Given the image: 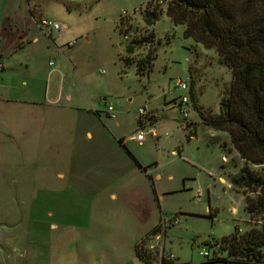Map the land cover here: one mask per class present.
Returning <instances> with one entry per match:
<instances>
[{
    "label": "rangeland",
    "instance_id": "1",
    "mask_svg": "<svg viewBox=\"0 0 264 264\" xmlns=\"http://www.w3.org/2000/svg\"><path fill=\"white\" fill-rule=\"evenodd\" d=\"M150 2L155 6L156 0H0V21L8 4L21 21L33 15L68 27L49 41L50 50L26 51L28 68H17L15 77L21 89L22 80L38 77L37 94L59 100L63 120L43 126L52 112L27 110L18 103L23 95L0 101V264H139L134 247L141 240L151 264L169 257L168 264H223L200 252L264 224V214L249 219L245 211V197L254 195L229 181L243 162L228 134L203 125L199 114L219 115L231 71L214 51L183 37L184 27L165 15L168 0L147 26ZM141 38L146 43L127 54ZM148 57L150 70L138 74ZM178 80L186 90L175 89ZM183 97L187 118L177 106ZM140 108L149 116L140 117ZM140 131L142 143L133 140Z\"/></svg>",
    "mask_w": 264,
    "mask_h": 264
},
{
    "label": "trees",
    "instance_id": "2",
    "mask_svg": "<svg viewBox=\"0 0 264 264\" xmlns=\"http://www.w3.org/2000/svg\"><path fill=\"white\" fill-rule=\"evenodd\" d=\"M160 1L165 0H156L155 6L152 2L147 4L143 14L147 26L158 20ZM165 15L174 26L184 27V38L214 51L218 63L231 71L230 88L220 101L219 115L199 114L203 125L228 134L232 149L243 162L229 181L233 187L243 189L245 195H254V198L245 197L249 219L263 215L264 0H168ZM151 37L152 34L149 40ZM145 40H132L127 54L131 55L135 48L146 43ZM153 60L154 57H148L140 61L136 66L137 73L143 75L150 70ZM126 61L129 63V58ZM140 125L143 126L142 121ZM220 243L228 259L224 258L219 263H262L264 224L245 232L237 231ZM134 250L139 261L151 264L153 259L145 248L144 240L137 243ZM208 263L216 262L208 260ZM161 264L168 263L162 258Z\"/></svg>",
    "mask_w": 264,
    "mask_h": 264
},
{
    "label": "crops",
    "instance_id": "3",
    "mask_svg": "<svg viewBox=\"0 0 264 264\" xmlns=\"http://www.w3.org/2000/svg\"><path fill=\"white\" fill-rule=\"evenodd\" d=\"M16 7L23 11L21 2L18 3ZM16 7L7 4V6H5L4 18L0 21V64L2 65V71L0 72V101L5 100L6 102H13V100L16 101L19 99L20 95L25 96V99L18 103H22L23 106H29L27 110H34L36 108L41 112H52L51 115L45 118L49 121L43 123V126H47V123L49 122H55L60 119L63 120L64 118L60 117L63 116V114L60 113L63 110H55V107L60 104L59 100L42 101L40 99L39 93L37 94L36 89L38 85L37 83L39 82L38 77H30L31 80H29V78L27 80H22L20 83L21 86L25 87L24 89L19 88V86L18 88L16 87V80L19 82L20 79H16L15 77L17 76V68H19L20 71L24 68H28V63L24 59V56H26L27 53L26 51H34L38 48L43 49L45 47L50 50L49 41H54L55 38L60 37L66 30H68V27L66 24H60L65 30L59 35L52 33L43 34L36 26V17L32 15L31 22L27 19L21 21L18 19L20 14L16 15L15 13ZM28 11L32 14L31 9H28ZM50 22L57 23L55 21ZM51 73H54V69H51L48 72V75ZM15 91H19L17 97H13ZM2 92L5 97L2 96ZM9 93H11V95H9ZM66 99L67 102H71L70 96H67ZM46 107L49 108L47 109ZM27 118L30 119L29 116H27L26 119ZM86 136H88L89 139L92 138L90 132H86ZM58 176L63 177L61 174ZM219 181L225 183L223 177H219ZM50 227L52 229L56 228L53 224L50 225ZM151 242H153L152 238L149 240V243ZM139 264L142 263L139 261Z\"/></svg>",
    "mask_w": 264,
    "mask_h": 264
},
{
    "label": "built area",
    "instance_id": "4",
    "mask_svg": "<svg viewBox=\"0 0 264 264\" xmlns=\"http://www.w3.org/2000/svg\"><path fill=\"white\" fill-rule=\"evenodd\" d=\"M160 4L162 5L163 1H160ZM36 26L41 30V32L43 34L52 33V34L59 35V34H62L65 30V28L60 24L53 23L50 21H43V20L37 21ZM73 46H74V43L68 44V47H70V48ZM1 71H2V65L0 64V72ZM186 88H187V86L184 82L179 81V80L175 82V89L184 91V90H186ZM186 104H187V98L183 97L177 105L180 108V112L183 114L184 118H187L186 112L184 111V108H183V106ZM105 107H106V112L109 114V116H111V118H114L115 116L113 114V110H112L111 106L105 104ZM138 115L140 117H144V118L149 116V114L143 108H140L138 110ZM151 134L154 135L153 132ZM144 139H145V134L142 131L138 132L133 137V140L137 141L138 143H142V141H144ZM193 195L196 199H198L202 195V192H201V190L196 189L194 191ZM231 213L235 214L236 209H234V208L231 209ZM238 232L241 233L242 231L240 229H238ZM160 238H161L160 234L158 236H156V240L159 241ZM224 253L225 252H224L223 244H221L220 242H215V243L210 244L208 249L202 250L200 252V256L206 260H210V261L219 263L221 260L224 259V257H225ZM261 254L264 256V247L261 249ZM164 261L166 263H171L172 257H169ZM161 262H162V258H161ZM259 264H264V260H262V263H259Z\"/></svg>",
    "mask_w": 264,
    "mask_h": 264
}]
</instances>
